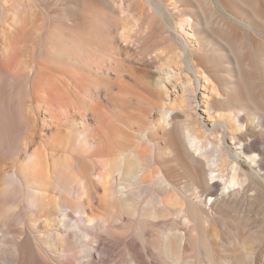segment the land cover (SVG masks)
<instances>
[{"label":"bare ground","instance_id":"1","mask_svg":"<svg viewBox=\"0 0 264 264\" xmlns=\"http://www.w3.org/2000/svg\"><path fill=\"white\" fill-rule=\"evenodd\" d=\"M182 1L138 0L136 16L127 15L122 0H0V264H28L31 255L37 264H100L92 250L98 251L93 244L102 232L117 240L131 233L143 244L144 253L134 240L126 244L127 264H244V257L256 258L254 250L264 236L244 231L242 219L230 217L228 210L219 221L210 213L219 198L208 211L206 203L204 207L183 194L168 168L183 161V170L190 167L186 191L211 201L221 186L223 201L264 196L262 176L255 169L243 172L240 165L242 158L259 164L263 155L255 145L247 148L238 135L245 128L239 114L255 105L251 91L244 103H232L239 100L233 72L219 91L211 78L219 76L215 60L225 57L224 52L210 41L207 46L214 53L206 52L193 9H177ZM171 6L178 10L175 26L164 14ZM148 8L146 16L152 11L176 33V52L160 69L174 67V85L181 83L183 90L179 103L168 100L161 74L149 81L148 71L132 69L123 57L130 54L120 41L133 40ZM224 16L237 21L234 14ZM205 19L209 28L214 22L217 28L227 26L208 13ZM143 20L152 29L140 37L136 55L170 48L165 31L154 28V20ZM262 52L264 62V48ZM126 73L134 76L133 82L124 79ZM191 73L227 108L215 110L219 130L213 140L194 113ZM103 91L111 109L97 101ZM154 108L160 109V118L149 123L146 115ZM206 108L211 116L214 109ZM61 111L70 116L63 119ZM89 113L95 126L87 122ZM135 125L138 130L131 133ZM156 127L169 140L168 158L156 142ZM229 141L240 145L239 150L229 149ZM208 175L223 185H208ZM97 184L103 189L102 210L89 213L86 202L91 207ZM251 191L255 194L249 196ZM164 219L170 227L156 229L154 223Z\"/></svg>","mask_w":264,"mask_h":264},{"label":"rangeland","instance_id":"2","mask_svg":"<svg viewBox=\"0 0 264 264\" xmlns=\"http://www.w3.org/2000/svg\"><path fill=\"white\" fill-rule=\"evenodd\" d=\"M122 1L124 3V7L129 8L127 15H136L137 11L139 12L140 4L138 0ZM172 1L176 2L178 0ZM199 3L201 4V7H199ZM184 8H190L191 10L193 9V11L195 12V18L200 23L199 34L203 39L206 52H208V54L214 53L211 50L212 47L210 48L207 46L208 41L214 43L217 48H221V51L224 52L225 57H223L221 60H215V64H217L216 66L219 70V76H211V80L214 78V81H212L214 82V84H216L219 91L223 92V89L228 86V74L230 72L234 73L235 79L237 81L236 84L238 86L237 95L239 97V100L233 99L232 103L235 102L234 105L241 102L244 103L246 101V97L251 91L255 105L252 108L246 109L239 114L240 118L242 119V123L245 124V128L238 135L242 136L246 140L244 143L247 145V148L253 147L255 145L254 147H257L263 155L260 154L261 160L259 164L261 168L259 167V164L251 163L250 160H246L245 158L240 159V165L243 168V172H253V170L255 169L254 172L262 176L259 180L264 182V62L262 61V50L264 48V0H183L182 2L178 3L177 9L184 10ZM177 9L171 6L170 8H165L164 10L165 17L167 20H169L168 22L172 26H175L173 14L178 13ZM148 10L149 8L144 11V14H147ZM224 12L227 14H234L237 17V21H233L232 23H230V21L226 20ZM206 13L212 15L215 21L218 20V23L219 21H221V24L225 22L226 24L224 23V26L227 25L226 28H228V30L225 27L222 28L221 26H219V23L218 26L221 27L222 30L224 28L226 30L225 33H222V30H219V27L217 28V25L215 26V22L214 26L211 25L212 28L211 26L209 28V25L206 24ZM138 15L139 14H137L136 16ZM144 18L147 20H154V28H161V30L165 31V33H163V36H165L169 40V44H171L170 48H163L161 51L159 50L158 52H154L152 54H149L148 56L141 57L136 55L142 47L140 45V37L142 35H147L146 33H150V29H152L151 27L148 30L146 29L149 28V25L148 23H145L147 21L143 20ZM144 18H142V20L140 21V25H137L139 28L136 26L137 32H135L132 38L133 40L130 39L128 42L120 41L119 44L122 49L125 52L129 51L130 54V58H127L128 56L126 54L123 55V57L127 59V64L132 69H141L148 71L150 73V78H147V80L149 81L155 82L159 80L161 74L162 78L160 79V81H164L163 83L170 91V96L169 98L166 97V99L168 98L169 101L176 100L177 103H179V98L183 94V90L180 88L182 87L181 83L179 85L177 84L176 86L174 85V83L176 82L175 77H173V75L175 74L174 67H172L171 69L167 68V72H161L160 69L161 66L164 63H167L176 52L175 48H177V44L173 40V35L176 36V33L168 27L166 21H164L161 17L154 15L152 11L149 16H146ZM152 74H154L155 77H153ZM111 75L113 77L116 76L114 72H111ZM134 75L137 76L136 73H134ZM191 76H193L196 89V103L194 104V113L197 114L198 120L201 125L209 129V132L207 131V136L209 139L213 140L219 130L217 126V118L219 116V113H217L215 110L224 112L225 110H227V108L217 104L215 102L216 96H214V94L212 95L209 90L207 91L205 88L201 87V84H199L193 73H191ZM124 79L129 82H133L134 76L126 73L124 75ZM154 89H156V87H154ZM205 97L210 101L208 105L204 103ZM97 101H99L101 105L108 109H111L110 106H113L109 100V95L105 91L100 93ZM131 101L135 103V98L132 97ZM210 106L214 109L211 111V116L209 112L205 110L207 109L206 107ZM160 114V109L154 108L146 115L148 118V122H156L157 119L160 118ZM59 116L64 119L65 117L67 118L68 116H70V114L67 113V111H61L59 112ZM252 117H255L254 119H256L254 123H250V118ZM87 122L92 126L96 125L95 117L93 116V114H88ZM168 129L170 130L172 129V127ZM137 130V125L130 128L131 133H134ZM173 130H175L173 136L177 140H179L178 132L175 128ZM154 134H156V142L158 143V146L162 149L163 152L166 153L165 158H168L170 156V150L168 148L169 140L166 137L165 131L161 127H156V132ZM234 143L235 142L229 141L228 148L237 151L240 145H234ZM195 156L199 158L198 154H195ZM182 163L183 161L181 162L177 159V161L169 164L170 166L168 168H171L173 170V180L177 182L179 189L184 192L183 194H185L186 197H190L189 199L193 200L194 202L196 201V203H202L204 207V203H206L208 211L211 207V203L214 202L215 197H218L219 201L216 202V205H214L210 209V213L214 215L219 221L222 222L224 220L222 213L224 212V210H228L230 213L233 212L232 214H229L230 217L237 216L242 219L244 231L252 234L261 233L264 236V196H261L254 201L242 200L239 197L229 199V201H223L220 198L223 191V186L219 188V190L217 191L218 195L214 196L212 201L211 199L209 200V198L206 199V196L202 194L200 195V193L195 195L194 192L192 193L190 191H186V186L188 184L186 182H188L189 180L187 171L190 170V167L187 169V171H185L183 170L184 167L181 166ZM198 176L202 179L204 178V175L202 174V171L200 169L198 170ZM207 178L208 185L210 186H212L216 182H219L221 183V185H223V180H209V175L207 176ZM96 186L97 193L91 191V207H89L86 202L87 210L89 213H91L92 209L102 210L101 195L103 194V189L99 184H97ZM204 188L205 185L203 189ZM193 194L195 197L202 196V199H198L197 197L195 200L192 199L195 198ZM254 194L255 193L251 191L248 195L252 196ZM207 204H209L210 206ZM44 220V218L41 219L40 222H38V225H42ZM170 223L167 219H164L156 221L154 224L157 225L155 227L156 229H166L170 227ZM190 226H193V224H191ZM153 229L154 226L153 228H148V233L150 235H152ZM231 231L237 233V229H231ZM101 234L103 235V237L99 239L98 243L93 244V247H96L98 251L95 249L92 250L100 264H127L130 261V254L128 249L126 248V244L129 242L131 243L133 240L135 246L139 244V247H141L139 249L143 251V253L147 251L143 247V244H141V242L137 239V237L132 235L131 233L123 235L125 240H117L111 235H108L106 232H102ZM135 239L137 240V242H135ZM226 240L227 236H225V242ZM254 255L256 256V258L244 257V264H250L252 260L256 264H264V243L256 247V249L254 250ZM30 257L31 258L28 259V264H37L35 256L33 257V255H31ZM147 258L149 261L154 260L152 256H149Z\"/></svg>","mask_w":264,"mask_h":264}]
</instances>
